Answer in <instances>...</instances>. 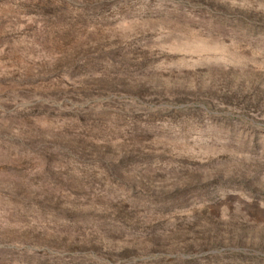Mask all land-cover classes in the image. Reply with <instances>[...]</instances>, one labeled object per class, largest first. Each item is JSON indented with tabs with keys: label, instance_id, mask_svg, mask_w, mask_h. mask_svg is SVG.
Returning <instances> with one entry per match:
<instances>
[{
	"label": "rangeland",
	"instance_id": "rangeland-1",
	"mask_svg": "<svg viewBox=\"0 0 264 264\" xmlns=\"http://www.w3.org/2000/svg\"><path fill=\"white\" fill-rule=\"evenodd\" d=\"M36 1L0 0V264H264V0Z\"/></svg>",
	"mask_w": 264,
	"mask_h": 264
},
{
	"label": "water",
	"instance_id": "water-1",
	"mask_svg": "<svg viewBox=\"0 0 264 264\" xmlns=\"http://www.w3.org/2000/svg\"><path fill=\"white\" fill-rule=\"evenodd\" d=\"M81 29H82V31H85L84 28H81ZM58 53L60 55L59 56H54V58H52L51 61H53V62H55V63H57L59 65H61V64L64 65L65 57H67V54H66L65 50H60Z\"/></svg>",
	"mask_w": 264,
	"mask_h": 264
},
{
	"label": "trees",
	"instance_id": "trees-1",
	"mask_svg": "<svg viewBox=\"0 0 264 264\" xmlns=\"http://www.w3.org/2000/svg\"><path fill=\"white\" fill-rule=\"evenodd\" d=\"M42 1L41 0H37L36 2H35V5H43L45 8H48V5H47V3H41ZM139 92V91H138ZM191 258H187V260H190Z\"/></svg>",
	"mask_w": 264,
	"mask_h": 264
}]
</instances>
